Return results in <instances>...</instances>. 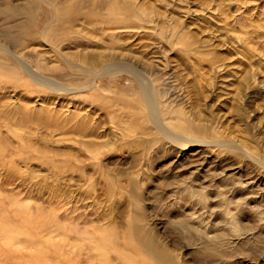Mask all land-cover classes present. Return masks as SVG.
<instances>
[{
  "label": "rangeland",
  "instance_id": "1",
  "mask_svg": "<svg viewBox=\"0 0 264 264\" xmlns=\"http://www.w3.org/2000/svg\"><path fill=\"white\" fill-rule=\"evenodd\" d=\"M4 1L20 6L28 0ZM128 1L146 16L145 24L116 28L105 44L115 40L118 51L128 52L126 62L155 76L160 106L168 110L163 123H179L176 130L189 142L167 140L131 108L133 88L125 75L96 81L105 88L71 93L0 85V132L13 154L0 159V214L14 230L29 228V220L45 222L48 230L36 234V242L67 241L82 254L94 253L103 228L122 231L138 217L171 264H264V219L254 212L264 211V0ZM12 23L0 20V36ZM96 26L83 25L95 39ZM44 43L29 41L25 50L53 58ZM21 93L30 98V112L46 107L58 126L36 118L17 123ZM191 126L201 133L189 132ZM238 179L253 182L234 191ZM190 184L194 191L185 189ZM54 220L68 231L58 234ZM238 227L255 235L239 236ZM21 234L10 246L23 256L33 245ZM205 237L221 252L213 261L197 250Z\"/></svg>",
  "mask_w": 264,
  "mask_h": 264
},
{
  "label": "bare ground",
  "instance_id": "2",
  "mask_svg": "<svg viewBox=\"0 0 264 264\" xmlns=\"http://www.w3.org/2000/svg\"><path fill=\"white\" fill-rule=\"evenodd\" d=\"M136 7L135 4L128 0H28L25 4L20 6H13L4 0H0V20L3 21V24H5L8 19L12 20V28H14L8 29L5 26L2 27L4 32L0 36V85L12 87L14 89L20 87L28 92L33 90V84H39V87L34 88L36 91L46 90L47 93L61 91L71 93L84 91L89 88H93L94 90L100 87L105 88L104 86L98 87L96 81L101 80L103 77L115 79L125 75L130 82L129 88H133V95L130 96V99L127 101L131 108H135L137 113L143 117L144 120L150 122L158 131L162 132V135L167 138V140L169 139V141L176 142L180 145H186L189 140L176 130L180 129L178 128L180 124L177 123L174 125L173 128L175 129H173L163 123L165 120L162 121V114L168 112V110L164 112L162 106H160V100H158L157 97L158 93L155 89L157 81L155 76L152 77L151 75L150 78L144 67L142 71L138 69L136 65L129 64V60H126L128 52L124 53L121 50L118 51L116 48L119 46L115 44V40L111 39L105 44L106 34L112 38L116 36L118 30H112L116 28L120 30L130 29L145 24L147 20L146 16L141 14L140 9ZM77 22L80 24V27H76ZM86 23L94 24V26L97 25V30L100 32L99 37L95 39L91 37L89 30L85 31L83 25ZM135 34L137 33L135 32ZM29 41L38 42L40 44L41 42H45L44 44L48 45L53 51V58L46 56L44 53L25 50L27 42ZM70 44L85 45L74 51L62 52L60 45L69 46ZM89 45L95 46V49H87ZM129 56H131V58L132 56L134 57V55ZM118 60L122 61L119 62ZM44 87L49 89H45ZM124 92L125 89L121 91V93ZM21 96L24 98V101H22L18 107V111L21 112V117L17 119V123L26 125L30 120L32 121L36 118L44 125H57L52 118V114H54L52 111L45 107L42 111L39 110L40 112L36 115L34 114L35 112L33 113L31 111L32 114L30 112L31 107H27L30 100L29 96L24 94ZM187 129L189 132L195 133V135L196 132H200L193 126ZM187 129L184 128L181 130ZM9 146L10 144L7 138L0 132V159L3 160L6 155L12 154V152H8ZM24 147H27V144L25 145L24 143L23 146H21V148ZM256 148L257 147L253 149ZM10 161H12V159ZM224 170L222 171L224 172ZM211 174L213 175L214 172ZM220 174L218 173V175ZM232 177L234 178V176ZM225 178L227 177L225 176ZM243 180H236L233 188H231L232 186L230 188L235 191V189L243 187V185H251V182H253L247 181L244 183ZM185 189L191 191L195 190L192 184L186 186ZM248 189L250 188L248 187ZM203 192L204 191H202V193ZM257 210L258 211L254 210V212H258V217L263 220L264 211L258 208ZM35 218L36 216L33 219ZM234 218L232 217V221ZM139 220L138 217L132 218L122 231L117 230L113 226L103 228L96 238V243L93 245L94 253L89 254L88 252H84L82 254L81 249L75 248L74 243H67V241L61 242L58 240V242L46 238L41 244L36 242V234L38 235L42 231L46 233L48 230L45 222L42 223L41 221L34 223L33 220H29L26 221L29 222L28 225H25H30L29 228L21 226L14 230L7 216L2 213L0 214V234L4 237V244H0V260L3 264H171V255L167 254V252L157 244V239L153 234L142 228ZM53 222L55 225L53 229L56 230L57 233H66L68 231L66 226L59 223L60 221L54 220ZM235 222L233 223L235 224ZM261 229L262 227H260V232ZM233 231L235 234V230ZM18 233H22L26 236L24 241H26L27 244L30 243L33 245L32 252H28L26 254L27 256L17 255L19 254L16 252L17 250L10 246V243L15 239ZM236 233L239 236L248 233L254 234L253 231L250 232V227H238ZM197 250L201 253V256L208 261H213L215 256L221 254L218 248L209 245L207 238L200 242Z\"/></svg>",
  "mask_w": 264,
  "mask_h": 264
}]
</instances>
